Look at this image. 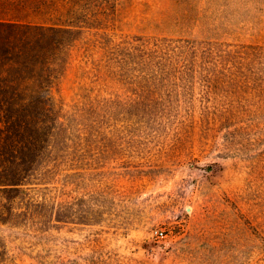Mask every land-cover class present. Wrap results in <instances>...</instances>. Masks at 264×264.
Instances as JSON below:
<instances>
[{
  "label": "rangeland",
  "instance_id": "374dc122",
  "mask_svg": "<svg viewBox=\"0 0 264 264\" xmlns=\"http://www.w3.org/2000/svg\"><path fill=\"white\" fill-rule=\"evenodd\" d=\"M44 4L73 25L44 204L0 264H264V0Z\"/></svg>",
  "mask_w": 264,
  "mask_h": 264
},
{
  "label": "trees",
  "instance_id": "16d2710c",
  "mask_svg": "<svg viewBox=\"0 0 264 264\" xmlns=\"http://www.w3.org/2000/svg\"><path fill=\"white\" fill-rule=\"evenodd\" d=\"M45 1L0 0V223L44 204L20 199L47 171L54 88L73 26Z\"/></svg>",
  "mask_w": 264,
  "mask_h": 264
},
{
  "label": "built area",
  "instance_id": "2783aa9c",
  "mask_svg": "<svg viewBox=\"0 0 264 264\" xmlns=\"http://www.w3.org/2000/svg\"><path fill=\"white\" fill-rule=\"evenodd\" d=\"M155 235H156V237H163L164 236V232L160 231V230H156L155 231Z\"/></svg>",
  "mask_w": 264,
  "mask_h": 264
}]
</instances>
